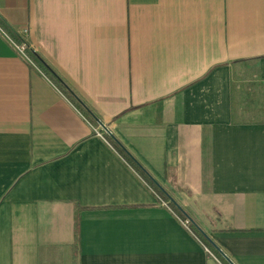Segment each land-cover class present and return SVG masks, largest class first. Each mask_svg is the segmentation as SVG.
<instances>
[{"label": "crops", "instance_id": "crops-1", "mask_svg": "<svg viewBox=\"0 0 264 264\" xmlns=\"http://www.w3.org/2000/svg\"><path fill=\"white\" fill-rule=\"evenodd\" d=\"M0 16L83 98L234 264H264V0H0ZM27 29V33H22ZM0 31V264H224Z\"/></svg>", "mask_w": 264, "mask_h": 264}, {"label": "trees", "instance_id": "trees-1", "mask_svg": "<svg viewBox=\"0 0 264 264\" xmlns=\"http://www.w3.org/2000/svg\"><path fill=\"white\" fill-rule=\"evenodd\" d=\"M0 28L10 38L12 42L17 45H22L25 40L18 33V31L11 26L7 21L0 17ZM25 54L29 63L41 71L60 91L68 97L72 103L84 114V116L94 125H99V117L95 111L87 105L81 96H79L67 83L64 77L52 67V65L37 51L31 47L25 49ZM110 144L118 151L120 156L136 171V173L148 184L152 191L158 196V198L166 202L171 209V214L177 215L179 219L190 220L191 233L205 245L215 257H217L222 263L230 264L220 251V247L210 235L203 230L195 221H193L190 215L185 209L173 199V197L165 190L160 182L144 167L140 161L130 153L122 142L114 135H106ZM94 209L92 207H83L77 205L75 211V242L73 247V264H79V248H80V217L84 210Z\"/></svg>", "mask_w": 264, "mask_h": 264}, {"label": "rangeland", "instance_id": "rangeland-1", "mask_svg": "<svg viewBox=\"0 0 264 264\" xmlns=\"http://www.w3.org/2000/svg\"><path fill=\"white\" fill-rule=\"evenodd\" d=\"M239 70V77L236 78L238 81V89L235 97L236 113H238L236 114V117L237 120L241 121L255 120L260 117L258 112L261 110V101H263L264 98L263 86L262 83H260V81L258 80L257 65L255 62H247L240 66ZM161 204L170 212H172L171 209L168 208L169 206L166 207V205H164L163 203ZM174 216L177 217V215L175 214ZM177 219L180 222L187 220L179 219L178 217ZM183 226L185 225L183 224ZM203 246L205 247V249L207 248L205 245ZM208 254L215 257L214 254H211L209 252Z\"/></svg>", "mask_w": 264, "mask_h": 264}, {"label": "built area", "instance_id": "built-area-1", "mask_svg": "<svg viewBox=\"0 0 264 264\" xmlns=\"http://www.w3.org/2000/svg\"><path fill=\"white\" fill-rule=\"evenodd\" d=\"M1 17V16H0ZM0 30L2 31V32H4L1 28H0ZM22 33H24V34H26L27 33V29H23L22 30ZM21 35V34H20ZM14 43V42H13ZM15 44V43H14ZM15 46H16V48L27 58V56H26V54H25V49L29 46L28 45V43L25 41L22 45H17V44H15ZM28 59V58H27ZM94 130L96 131V133H98L99 135H101V136H103L104 138L106 137V135H110V134H112V131H111V129L107 126V125H103L102 123H100L99 122V125L98 126H95L94 127ZM161 203H163L164 205H166V207H168V204L166 203V202H164V201H162L161 200ZM169 208V207H168ZM182 224H184L185 226H186V228L189 230V231H191L190 230V220L189 219H187L186 221H182L181 222ZM184 226V227H185ZM206 250L209 252V253H211V254H213L209 249H207L206 248Z\"/></svg>", "mask_w": 264, "mask_h": 264}, {"label": "water", "instance_id": "water-1", "mask_svg": "<svg viewBox=\"0 0 264 264\" xmlns=\"http://www.w3.org/2000/svg\"><path fill=\"white\" fill-rule=\"evenodd\" d=\"M99 122L102 123V124L104 125V123L101 122L100 120H99ZM220 251H221V253L223 254V256L227 259V261H228L230 264H234V263L230 260V258L227 257L226 254L221 250V248H220Z\"/></svg>", "mask_w": 264, "mask_h": 264}]
</instances>
